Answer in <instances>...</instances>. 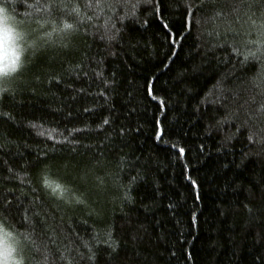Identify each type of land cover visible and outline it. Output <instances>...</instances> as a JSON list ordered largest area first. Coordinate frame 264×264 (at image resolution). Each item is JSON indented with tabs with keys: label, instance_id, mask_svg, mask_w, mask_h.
Listing matches in <instances>:
<instances>
[{
	"label": "trees",
	"instance_id": "trees-1",
	"mask_svg": "<svg viewBox=\"0 0 264 264\" xmlns=\"http://www.w3.org/2000/svg\"><path fill=\"white\" fill-rule=\"evenodd\" d=\"M51 2L0 0L23 51L0 77V199L27 210L0 217L15 264H108L113 242V264H264V139L233 127L238 101L264 119L260 14L201 15L186 35L189 0Z\"/></svg>",
	"mask_w": 264,
	"mask_h": 264
},
{
	"label": "snow or ice",
	"instance_id": "snow-or-ice-1",
	"mask_svg": "<svg viewBox=\"0 0 264 264\" xmlns=\"http://www.w3.org/2000/svg\"><path fill=\"white\" fill-rule=\"evenodd\" d=\"M127 2L128 0H121L122 4H127ZM156 3L158 5L159 0H156ZM48 7L49 9H55L57 11L64 12V10H66L68 5L57 2V0H52V2L48 5ZM183 7H184V29H186V33H185L186 35L191 34L193 21H195V24L197 25L200 24L201 20L199 17H201V15L215 20L217 18H223L229 13L231 14L239 13L242 9H247L249 12L255 9V12H258L260 14V23L257 24L255 21H252V24L258 30L259 34L261 36H264V0H189V2H185L183 4ZM225 8L228 10L227 12H225ZM154 11L158 14L159 7H157ZM255 12H253V15H255ZM251 19L252 17L249 16V20ZM163 27L168 28V25L164 24ZM63 29H73V24L65 23L63 25ZM53 30L57 31V29H53ZM47 35L50 36L51 33H48ZM112 38L114 37H110V39ZM101 39H103V37H101ZM168 39H170L173 45H175L176 40L177 39L183 40L184 36L183 35L175 36L171 32V30H169ZM172 55H175V53L173 52ZM248 55L255 56L254 53H248L244 56L245 60L248 59ZM14 60H15V64L13 65V68L6 69L4 72L0 73V77H3L5 78V80H8L14 78L12 76L13 73L22 74L21 72L22 63L20 58L17 57ZM113 75H115V73H113ZM104 83L107 84L108 81H105ZM217 87H219V82H217ZM7 91L8 90L5 89V93H7ZM147 94L149 96H152L153 99L157 98L153 94L151 87H147ZM99 95H104L103 91H101ZM129 95L131 94L129 93ZM229 96L231 97L232 100L237 99V94L229 92L228 95L224 97L225 104L229 103ZM8 98L11 99L10 96ZM255 103L256 102L253 99L251 101V104H255ZM238 104L239 107L233 113V117H234L233 127L237 128V132L240 135H242L243 139L247 141L249 144L256 143L258 139H264V119H257L250 110V107H245V105L249 104L248 100L238 101ZM158 105L162 106L163 100H159ZM84 111L90 112L91 110L85 108ZM257 113L264 114V104L258 105ZM69 115H71V113H69ZM235 121H238L239 123H236ZM110 123H111L110 120L107 117H105L102 119V124L100 126L102 127L103 125H110ZM162 135H163V130L158 128L156 139H160ZM170 147L176 149L179 157L182 158L184 156L185 149L183 147H178V145L176 144H171ZM189 179L191 178L189 177ZM191 183L195 185L196 182L191 181ZM44 184L52 189L53 194L59 192L58 198H63L64 193L68 191V189L65 188L63 185L60 184L53 185V183L47 180L46 178L44 179ZM127 198L130 201L131 198L130 197ZM65 202L71 203V201L69 200H66ZM75 202L77 204L85 203L84 200H82L79 196H75ZM169 207L171 208L173 206L169 205ZM26 211H27L26 209H23L21 206H19V202H17V204L14 205L11 203V201H8L7 198L0 199V217L11 216L13 213L21 217H24ZM249 211H251V209H249ZM32 212L34 215H36L39 218L40 214L36 211L35 208L32 209ZM38 223L41 224L42 229L47 227L45 221H41L38 219ZM107 236L109 237V239H111L112 236L111 231L107 233ZM25 239H27V237H25ZM52 243L55 244V240H53ZM109 249H110V253H109L108 264H113V260L119 255L118 245H116L115 242H113L112 244H109ZM94 256L95 254H93L92 258H94Z\"/></svg>",
	"mask_w": 264,
	"mask_h": 264
},
{
	"label": "clouds",
	"instance_id": "clouds-1",
	"mask_svg": "<svg viewBox=\"0 0 264 264\" xmlns=\"http://www.w3.org/2000/svg\"><path fill=\"white\" fill-rule=\"evenodd\" d=\"M7 15L8 13L6 12L5 16ZM18 31V27L10 19H0V59H2L4 63H9L11 60L23 56V51L19 46L17 38ZM0 244L10 249L12 237L5 234V238L3 241H0ZM0 264H5V262L0 260ZM7 264H12L11 259H9ZM16 264H20V262L17 261Z\"/></svg>",
	"mask_w": 264,
	"mask_h": 264
},
{
	"label": "rangeland",
	"instance_id": "rangeland-1",
	"mask_svg": "<svg viewBox=\"0 0 264 264\" xmlns=\"http://www.w3.org/2000/svg\"><path fill=\"white\" fill-rule=\"evenodd\" d=\"M1 19V18H0ZM15 64V60H11L9 63H4L2 59H0V73L4 72L6 69H12L13 65ZM5 238V232L0 227V241H3ZM15 255H16V249L14 247V242L12 240V244L10 249L3 247L2 244H0V260H3L5 264L11 259L12 264H15Z\"/></svg>",
	"mask_w": 264,
	"mask_h": 264
}]
</instances>
